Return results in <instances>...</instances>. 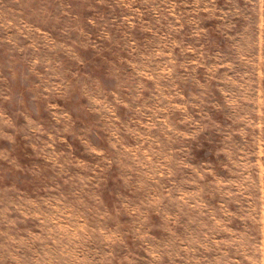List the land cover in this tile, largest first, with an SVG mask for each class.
Listing matches in <instances>:
<instances>
[{"label":"rangeland","instance_id":"374dc122","mask_svg":"<svg viewBox=\"0 0 264 264\" xmlns=\"http://www.w3.org/2000/svg\"><path fill=\"white\" fill-rule=\"evenodd\" d=\"M0 264H264V0H0Z\"/></svg>","mask_w":264,"mask_h":264}]
</instances>
